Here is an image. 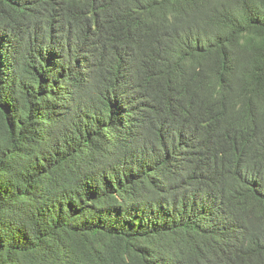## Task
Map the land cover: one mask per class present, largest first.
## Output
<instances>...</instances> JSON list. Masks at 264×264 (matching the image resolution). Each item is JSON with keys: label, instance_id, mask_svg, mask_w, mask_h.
Here are the masks:
<instances>
[{"label": "trees", "instance_id": "trees-1", "mask_svg": "<svg viewBox=\"0 0 264 264\" xmlns=\"http://www.w3.org/2000/svg\"><path fill=\"white\" fill-rule=\"evenodd\" d=\"M0 264H264V0H0Z\"/></svg>", "mask_w": 264, "mask_h": 264}, {"label": "clouds", "instance_id": "clouds-1", "mask_svg": "<svg viewBox=\"0 0 264 264\" xmlns=\"http://www.w3.org/2000/svg\"><path fill=\"white\" fill-rule=\"evenodd\" d=\"M234 111H235V106L233 103H229L228 104V107L226 108V117H228L229 119H233V116H234Z\"/></svg>", "mask_w": 264, "mask_h": 264}]
</instances>
